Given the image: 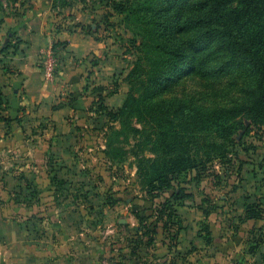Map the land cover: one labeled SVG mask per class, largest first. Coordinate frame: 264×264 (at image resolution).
Returning a JSON list of instances; mask_svg holds the SVG:
<instances>
[{
    "label": "rangeland",
    "instance_id": "obj_1",
    "mask_svg": "<svg viewBox=\"0 0 264 264\" xmlns=\"http://www.w3.org/2000/svg\"><path fill=\"white\" fill-rule=\"evenodd\" d=\"M114 1L123 0H70L94 15L89 28H109L116 43L104 51V66L116 73L99 86L94 71L87 74L67 100L70 126L44 119L17 133L4 130L0 211L20 220L26 238L74 264H264V244L252 252L264 220H240L247 201L264 203V118H233L238 129L230 136L214 129L190 134L181 110L166 115L164 106L192 105L223 122L228 108L247 102L243 88H256V72L245 62L225 65L229 57L212 42L191 47L197 69L189 61L170 82H157L140 45L144 35L109 7ZM192 2L175 0L168 11L181 18ZM170 23L164 31L173 35L178 26ZM55 70L53 63L52 77ZM129 94L132 112L123 111ZM175 153L198 163L173 181L190 194L183 205L171 198L173 189L156 190L150 176L154 161L167 164ZM206 226L212 245L200 235Z\"/></svg>",
    "mask_w": 264,
    "mask_h": 264
},
{
    "label": "crops",
    "instance_id": "obj_2",
    "mask_svg": "<svg viewBox=\"0 0 264 264\" xmlns=\"http://www.w3.org/2000/svg\"><path fill=\"white\" fill-rule=\"evenodd\" d=\"M53 3L0 0V135L37 126L44 119L59 128L70 126L66 117L74 107L67 100L80 85L83 88L87 74L94 71L99 86L116 73L104 66L110 56L104 51L116 43L107 36L109 28H89L94 17L89 11L73 3L55 8ZM60 18L61 24L54 26ZM57 42L65 45L54 50ZM48 62L56 64L55 77L46 75ZM19 222L0 211V264H74L38 246L35 237L26 238Z\"/></svg>",
    "mask_w": 264,
    "mask_h": 264
},
{
    "label": "trees",
    "instance_id": "obj_3",
    "mask_svg": "<svg viewBox=\"0 0 264 264\" xmlns=\"http://www.w3.org/2000/svg\"><path fill=\"white\" fill-rule=\"evenodd\" d=\"M174 1L123 0L108 4L118 12L126 13V22L130 19L134 20L135 28L144 35L140 45L147 47L145 52L152 62L155 80L164 84L170 82L181 73L189 61L193 63V70L197 69L199 61L196 58L190 59L191 47L200 44L210 46L214 42L215 52H221L229 57L224 64L247 63L256 72L257 85L256 88L249 86L243 88L249 95L247 102L228 108L226 110L228 119L223 122L219 113L206 112L192 105L182 108V104L172 102L164 104L165 107L170 108L166 115L181 110L180 117L187 125L184 128L190 134L193 129L194 131L214 129L222 137L227 134L230 136L238 129L231 123L233 118L243 115L255 119L264 118V0H193L192 7L181 18H178L177 12L168 11ZM71 4L70 0H54L53 7L64 8ZM172 21L178 27L173 35H170L164 31V28H169ZM58 45L65 44L57 42L53 49L56 50ZM142 57L139 58L138 63L144 61ZM102 89L99 88V90ZM134 101L133 94H129L123 111L132 112L135 107L132 103ZM168 162L156 166L154 161V171L150 174L151 181L156 182L158 191L173 189L171 198L182 204L190 194L181 186V183H178V188L175 189L173 181L181 175L187 176L193 173V170H197L198 163L190 157L185 158L183 154L176 153ZM195 177H198V181H202L200 174ZM203 211L209 216L208 211L205 209ZM240 220L242 222L264 220V203L247 201ZM204 229L206 231L204 236L202 232L200 235L207 245H212L211 230L207 226ZM254 231L253 239L256 244H253L252 252L256 254L264 244V228Z\"/></svg>",
    "mask_w": 264,
    "mask_h": 264
},
{
    "label": "built area",
    "instance_id": "obj_4",
    "mask_svg": "<svg viewBox=\"0 0 264 264\" xmlns=\"http://www.w3.org/2000/svg\"><path fill=\"white\" fill-rule=\"evenodd\" d=\"M50 50H48L47 52H49ZM46 75L48 77H52L53 75V63L52 62H48L46 64Z\"/></svg>",
    "mask_w": 264,
    "mask_h": 264
}]
</instances>
